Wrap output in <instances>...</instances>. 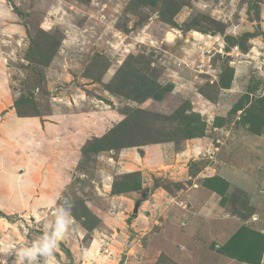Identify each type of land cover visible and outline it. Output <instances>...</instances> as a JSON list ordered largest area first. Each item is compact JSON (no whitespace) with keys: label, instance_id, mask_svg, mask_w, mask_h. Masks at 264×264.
Segmentation results:
<instances>
[{"label":"rangeland","instance_id":"1","mask_svg":"<svg viewBox=\"0 0 264 264\" xmlns=\"http://www.w3.org/2000/svg\"><path fill=\"white\" fill-rule=\"evenodd\" d=\"M12 1L0 0V264H89L81 249L96 264H249L219 248L242 226L264 236V128L246 116L264 99V0ZM22 114L57 125L68 149L27 200L9 180L32 171L4 174L21 160L6 125ZM214 177L229 183L224 205L212 194L223 219L194 209L188 234L187 221L132 228L154 190L190 205ZM114 181L134 188L130 206Z\"/></svg>","mask_w":264,"mask_h":264},{"label":"crops","instance_id":"2","mask_svg":"<svg viewBox=\"0 0 264 264\" xmlns=\"http://www.w3.org/2000/svg\"><path fill=\"white\" fill-rule=\"evenodd\" d=\"M261 80L263 81V79ZM263 87H264V81L262 82L261 88L264 89ZM6 126L8 127V138L15 139V141L9 139V142L13 143V150H15V153H18L16 154V156L20 157L21 160L15 161L18 163L15 162L13 163V166L15 165L14 168L7 167V169L4 171V174L8 173L12 175L13 173H16L15 174L16 178L20 179L17 173H20L21 175L23 174L24 171L22 172L23 170L22 165L27 167L29 171H32L31 173H33V175L30 182L29 179H25L24 181H21L20 184L18 180L17 182L15 181L16 180L15 177H10L9 180L11 181V184L12 183L15 184V186H12V189H18L20 191L25 190L24 191L25 194L23 198L27 200L31 196L29 193L32 192V189L30 188L33 186V182L36 178V175L40 173V169L43 167V165L48 164L49 162L51 166L48 168L47 170L48 173L46 174V176H48L49 179L53 177L51 181L55 180L54 176L52 175L54 170L52 161L53 163L55 162V159H57L58 154L60 153L59 151L67 153L68 149H65L63 145H60L59 148L57 146V144L59 143L57 125L51 124L48 127L47 123L41 124L38 118L35 117L12 116L8 119V123ZM31 127L33 128L34 132L31 129ZM36 131L39 132L35 133ZM1 139H4V137L0 138V140ZM23 142L26 143L27 148H25ZM22 150H24V154L22 153ZM50 156H52L50 160L51 162L49 161ZM13 179L15 180L12 181ZM16 184L19 186L17 187ZM198 189L199 188H197L196 190L191 189V191H188V193L186 194L185 199H183L185 201H188L190 205L184 204L182 198H179V196L166 194L163 188L154 190V192L149 194V197H146L144 199L143 203L139 208L138 214L133 213L136 203L132 205L133 208L132 215H137V216L133 219H131L130 217L129 219H131V221L129 219H126L125 222L129 220L130 224H132V228H134L136 232H141L140 230L141 227H146L148 229L158 228V224L160 222H161V227L163 229L170 228L176 230L175 228H177V225L179 226V228H181L184 225L182 224L183 221H187L188 224L184 225L185 226L184 233L188 234L192 231L191 229H189V227H191L190 222H192L193 226H194L193 221L197 222L194 209L200 211V213L197 215V217H199L200 219H204L206 221H216L219 219H223L224 217H219L220 214L218 213L220 210L218 206L219 203L218 198H216V196H212V194L214 195L215 193L211 192L207 188L203 190L199 189V191ZM128 195L129 194L121 195L122 198L125 197L126 199V201H123L124 203L122 204V206L125 205L130 206V204L133 203L128 198ZM171 214H173L172 217L170 216ZM207 227L208 229L211 230H213V228L215 229L218 228V226L216 225L210 226L209 224L206 225L205 228ZM176 231H180V230H176ZM184 233L182 232L178 234H184ZM77 253L83 256L84 259L86 260V263L89 264H96L97 263L96 260H100V256H97L96 253L95 254L91 253L90 255L86 256L83 253L82 249Z\"/></svg>","mask_w":264,"mask_h":264},{"label":"trees","instance_id":"3","mask_svg":"<svg viewBox=\"0 0 264 264\" xmlns=\"http://www.w3.org/2000/svg\"><path fill=\"white\" fill-rule=\"evenodd\" d=\"M246 101V100H245ZM251 107L246 116L249 117L251 121L250 131H252L256 135H261L262 129L264 128V117L261 115L260 108L264 107V99H257L251 102ZM32 107L33 111L36 113V108L31 104V101L28 102V106ZM254 111V112H253ZM250 114V115H249ZM21 117H32L30 114H22ZM199 119V117H196ZM131 146H123L124 148H128ZM122 149V150H123ZM91 152H95V155H100L103 153V150L99 146L92 145ZM124 180V179H123ZM128 186L127 183H123L118 185L115 181L112 186L113 190L116 192V196H121L128 194L132 191L131 187ZM228 181L223 179L222 177H214L207 179L205 183V188L210 190L213 193H217L221 197V205H224L227 200L226 191L228 189ZM0 215L2 213L0 212ZM131 217L135 218L136 215H132ZM131 218V219H133ZM131 221V220H130ZM221 253L230 257L232 259H237L241 262H246L249 264H259L261 259V254L264 251V236L261 234L251 231L248 227L242 226L238 233L233 236L229 241L221 248H219ZM259 258H255V256ZM124 264V262H121Z\"/></svg>","mask_w":264,"mask_h":264},{"label":"water","instance_id":"4","mask_svg":"<svg viewBox=\"0 0 264 264\" xmlns=\"http://www.w3.org/2000/svg\"><path fill=\"white\" fill-rule=\"evenodd\" d=\"M8 1L11 3L13 9L16 8V4L14 3V1L12 0H8ZM141 203L142 202L140 200L136 202L134 211H133L134 214H138Z\"/></svg>","mask_w":264,"mask_h":264}]
</instances>
